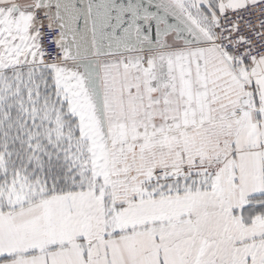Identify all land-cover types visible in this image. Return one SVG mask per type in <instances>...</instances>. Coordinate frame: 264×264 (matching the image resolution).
Returning <instances> with one entry per match:
<instances>
[{"label": "snow or ice", "instance_id": "snow-or-ice-1", "mask_svg": "<svg viewBox=\"0 0 264 264\" xmlns=\"http://www.w3.org/2000/svg\"><path fill=\"white\" fill-rule=\"evenodd\" d=\"M0 264H264V0H0Z\"/></svg>", "mask_w": 264, "mask_h": 264}]
</instances>
